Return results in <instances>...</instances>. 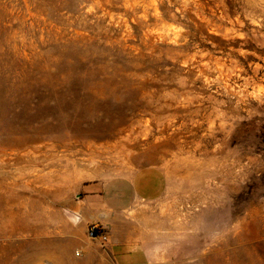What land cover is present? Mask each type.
<instances>
[{
	"label": "rangeland",
	"instance_id": "rangeland-1",
	"mask_svg": "<svg viewBox=\"0 0 264 264\" xmlns=\"http://www.w3.org/2000/svg\"><path fill=\"white\" fill-rule=\"evenodd\" d=\"M144 165L168 192L109 232L264 264V0H0V264H115L72 204Z\"/></svg>",
	"mask_w": 264,
	"mask_h": 264
},
{
	"label": "crops",
	"instance_id": "crops-1",
	"mask_svg": "<svg viewBox=\"0 0 264 264\" xmlns=\"http://www.w3.org/2000/svg\"><path fill=\"white\" fill-rule=\"evenodd\" d=\"M169 185L168 173L161 166H140L133 172L118 175L110 181L86 183L85 196L72 204V210L80 215V226L84 233L91 223L109 225L114 229L121 226L134 229V223L126 217H129L128 214L133 211L136 203L162 199L168 192ZM107 232L108 242H94L109 252L115 264L151 263L152 253L145 243L122 239L114 231ZM84 241L81 248L88 250L90 243ZM78 252L80 256L82 252Z\"/></svg>",
	"mask_w": 264,
	"mask_h": 264
},
{
	"label": "built area",
	"instance_id": "built-area-1",
	"mask_svg": "<svg viewBox=\"0 0 264 264\" xmlns=\"http://www.w3.org/2000/svg\"><path fill=\"white\" fill-rule=\"evenodd\" d=\"M88 237L92 240L100 241L105 244L109 240L107 228L99 223H91L87 229ZM79 255V252L77 253Z\"/></svg>",
	"mask_w": 264,
	"mask_h": 264
}]
</instances>
